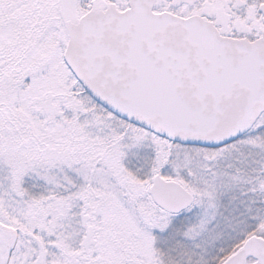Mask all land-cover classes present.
Instances as JSON below:
<instances>
[{
	"label": "snow or ice",
	"instance_id": "1",
	"mask_svg": "<svg viewBox=\"0 0 264 264\" xmlns=\"http://www.w3.org/2000/svg\"><path fill=\"white\" fill-rule=\"evenodd\" d=\"M0 264H264V0H0Z\"/></svg>",
	"mask_w": 264,
	"mask_h": 264
}]
</instances>
